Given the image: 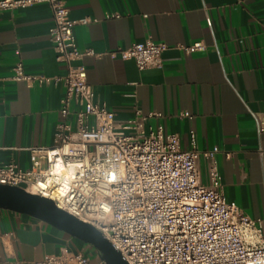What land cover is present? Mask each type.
<instances>
[{
    "label": "crops",
    "instance_id": "crops-1",
    "mask_svg": "<svg viewBox=\"0 0 264 264\" xmlns=\"http://www.w3.org/2000/svg\"><path fill=\"white\" fill-rule=\"evenodd\" d=\"M77 22L74 33L95 100L126 122L137 111H159L148 124L178 133L181 147L196 135L201 151H213L229 201L264 223V0H64ZM48 3L0 10V165L30 166L31 147L54 143L66 66L56 60ZM165 43L162 66L139 69L118 51L135 42ZM196 41L204 49L186 52ZM115 52L116 54H112ZM47 77L31 85L14 78ZM189 113V115H183ZM208 159L201 157L202 180ZM33 216L0 208V264L15 258L33 264L62 249L92 245ZM94 248V247H93ZM99 257L94 254L93 260Z\"/></svg>",
    "mask_w": 264,
    "mask_h": 264
},
{
    "label": "built area",
    "instance_id": "built-area-1",
    "mask_svg": "<svg viewBox=\"0 0 264 264\" xmlns=\"http://www.w3.org/2000/svg\"><path fill=\"white\" fill-rule=\"evenodd\" d=\"M36 3L51 7L50 38L56 60L66 66V73L56 78L65 86L61 120L52 145L29 148V167L15 161L0 165V184L50 198L93 224L129 264H264V223L226 198L217 150H199L194 132L191 147L182 148L178 133L166 132L161 123L148 124L150 118L162 117L159 111H137L133 119L117 122L114 112L95 100L86 67L80 63L96 53L78 47L74 27L92 19L73 20L64 0H0V10ZM204 46L196 41L182 48L190 53ZM166 49L165 43L146 40L118 53L133 58L143 70L161 67ZM14 70L15 79L30 85L49 80L27 74L21 63ZM201 157L209 161L206 182L199 168ZM57 166L60 171L53 173ZM13 264L27 263L15 258ZM33 264L104 261L64 248Z\"/></svg>",
    "mask_w": 264,
    "mask_h": 264
},
{
    "label": "water",
    "instance_id": "water-1",
    "mask_svg": "<svg viewBox=\"0 0 264 264\" xmlns=\"http://www.w3.org/2000/svg\"><path fill=\"white\" fill-rule=\"evenodd\" d=\"M0 208L43 220L92 245L104 264H129L98 228L59 208L50 198L20 186L0 184Z\"/></svg>",
    "mask_w": 264,
    "mask_h": 264
},
{
    "label": "rangeland",
    "instance_id": "rangeland-1",
    "mask_svg": "<svg viewBox=\"0 0 264 264\" xmlns=\"http://www.w3.org/2000/svg\"><path fill=\"white\" fill-rule=\"evenodd\" d=\"M87 246H89V244H86ZM90 247V246H89ZM87 255H89L92 259H93V257H94V254L96 253V251H95V249L93 248V246H92V249H91V251H86L85 252Z\"/></svg>",
    "mask_w": 264,
    "mask_h": 264
},
{
    "label": "bare ground",
    "instance_id": "bare-ground-1",
    "mask_svg": "<svg viewBox=\"0 0 264 264\" xmlns=\"http://www.w3.org/2000/svg\"><path fill=\"white\" fill-rule=\"evenodd\" d=\"M60 171V168L57 166V167H53V173H58Z\"/></svg>",
    "mask_w": 264,
    "mask_h": 264
}]
</instances>
